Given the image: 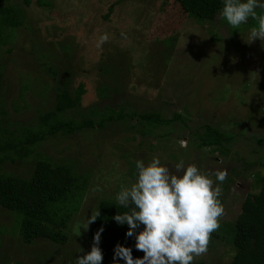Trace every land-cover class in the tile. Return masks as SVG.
Segmentation results:
<instances>
[{
  "label": "rangeland",
  "instance_id": "374dc122",
  "mask_svg": "<svg viewBox=\"0 0 264 264\" xmlns=\"http://www.w3.org/2000/svg\"><path fill=\"white\" fill-rule=\"evenodd\" d=\"M3 1L25 16L0 44V132L41 139L1 168L28 177L39 159L64 164L79 198L63 243L23 242L16 215L0 206V264H77L93 245L90 225L79 226L101 199L117 202L136 182L137 160L147 166L154 157L171 172L181 161L205 173L227 169L223 183L211 177L222 188L220 227L193 261L231 264L232 222L264 175V41L246 42L252 19L233 28L221 9L195 20L179 0ZM102 34L109 39L98 48ZM64 92L67 107L57 112ZM145 112L171 122L148 127ZM203 124L233 135L225 152L198 145Z\"/></svg>",
  "mask_w": 264,
  "mask_h": 264
},
{
  "label": "trees",
  "instance_id": "16d2710c",
  "mask_svg": "<svg viewBox=\"0 0 264 264\" xmlns=\"http://www.w3.org/2000/svg\"><path fill=\"white\" fill-rule=\"evenodd\" d=\"M36 1L42 2V0ZM22 2L24 5H30L32 0H22ZM178 2L183 7L188 5L187 14L195 20L207 21L213 20L224 5V0H179ZM111 11L109 9L106 16ZM24 16L22 6L5 1L0 2V44L6 39L4 29L9 27L13 29L22 25ZM251 21L255 27L258 26L257 20ZM251 21L248 23L250 24ZM67 95V92H64L62 100L58 101L57 112L67 107ZM124 115L121 109L117 110L118 118ZM140 117L148 127L171 122V119H161L155 112H145ZM52 118L55 119V117ZM203 125L202 131L194 133V137L198 139V145L225 152L222 147L231 141L233 135L209 124ZM59 127L60 124H57L53 132ZM39 139H41L40 136H34L30 132H26L24 138L20 140L19 136L13 133L3 135L0 132V206L16 215L17 227L23 242L31 243L37 238H48L50 241L63 243L68 238L67 224L78 209V179L66 165L52 164L44 159L36 161L28 177L6 174L1 168V163L6 160L27 155L31 151L30 146ZM256 181L258 191L245 196L241 211L232 222L230 229L232 234L229 235L233 247L231 264H264V175L257 176ZM98 210L100 215L94 223L90 224L87 239L94 243L95 233L103 227L99 243L103 255L102 264H113L114 249L117 244L131 248L134 259L142 258L144 253L135 247V235L126 236L128 225L118 224L113 218L117 213L128 211V209L122 208L116 201L101 199L97 205L96 211ZM143 227L140 225L135 233H139ZM116 264H125V261L118 258ZM193 264L207 263L193 261Z\"/></svg>",
  "mask_w": 264,
  "mask_h": 264
},
{
  "label": "clouds",
  "instance_id": "9594fccd",
  "mask_svg": "<svg viewBox=\"0 0 264 264\" xmlns=\"http://www.w3.org/2000/svg\"><path fill=\"white\" fill-rule=\"evenodd\" d=\"M264 9L260 0H224L221 17L233 28L246 24L249 18L258 21L250 29L248 43L257 38L264 41ZM123 35V33H122ZM107 34L97 40V47L108 41ZM186 147V143H182ZM137 180L131 187H121L116 200L122 208L113 218L118 224H127L126 236L135 235V247L144 253L142 258H133L132 250L121 244L114 249L113 264L123 259L125 264H193L195 257L206 254L211 234L220 227L224 206L219 197L222 188L214 186V180L223 183L227 169L202 172L195 164L185 167L181 161L175 165V172L161 164L154 157L147 166L142 160L135 164ZM100 215L99 210L86 218L80 225L87 230ZM143 225L139 233L135 230ZM80 229L79 233L80 234ZM101 227L94 235L91 251L77 257V264H102L103 255L99 247Z\"/></svg>",
  "mask_w": 264,
  "mask_h": 264
}]
</instances>
